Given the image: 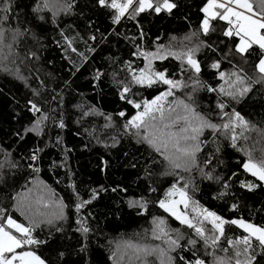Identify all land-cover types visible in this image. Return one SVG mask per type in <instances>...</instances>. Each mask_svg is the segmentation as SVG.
Instances as JSON below:
<instances>
[{
    "label": "trees",
    "instance_id": "1",
    "mask_svg": "<svg viewBox=\"0 0 264 264\" xmlns=\"http://www.w3.org/2000/svg\"><path fill=\"white\" fill-rule=\"evenodd\" d=\"M61 2L71 4L70 11L43 8V0H13L3 24V42L8 38L7 44L13 46L12 51L0 48L3 216L10 215L26 227L30 222L39 224L33 236L46 243L32 248L47 264H124L128 259L123 257L135 241L144 242L140 244L144 248L167 250L166 238L153 236L159 219L166 222L172 239L180 236V247L168 252L170 264H189L197 258L213 264L217 256L234 264L227 240L241 239L247 235L244 229L226 224L225 236L213 249L194 229L161 208L159 201L166 199L182 176L177 186L187 184L189 196L203 208L225 220L243 218L264 226V182L243 168L246 151L256 160L264 154V74L256 69L264 50L253 45L248 53H239V37L225 36L227 22L219 18L211 21V30L204 34L202 8L207 0H172L177 7L171 13L148 10L135 19L126 13L118 24L113 23L115 10L101 7L97 0ZM190 49L199 62V73L186 59L173 55L152 60L153 71L167 70V78L183 82L164 101L166 109H174L165 113L169 121L173 113L185 114L183 101L218 125L229 119L222 112L235 110L250 128L244 133L247 139L239 138L236 147L223 130L214 134L205 129L199 137L196 164L187 171L173 170L169 160L142 139L144 129L138 134L135 128L125 127L143 108L136 109L128 101L152 100L169 87L163 83L147 87L133 81V73L139 74L148 63L140 52L165 55ZM217 62L219 67L213 68ZM125 86L130 91L121 99ZM245 87L250 91L243 96L227 95ZM220 103L226 105L223 110L218 108ZM33 104L39 111L33 110ZM183 126L181 121L171 130L179 132ZM236 131L239 135L241 130ZM33 154L37 160L31 159ZM204 173L213 178L207 179ZM242 181L257 186L250 190L241 186ZM81 200L91 203L78 210ZM61 203L63 218L55 215ZM49 218L51 224L46 222ZM81 221L88 232L78 230ZM203 227L210 235L212 225L206 221ZM252 244L254 251L249 253L256 257L254 264H264L257 241L253 239ZM138 256L135 264H161L157 254Z\"/></svg>",
    "mask_w": 264,
    "mask_h": 264
},
{
    "label": "snow or ice",
    "instance_id": "2",
    "mask_svg": "<svg viewBox=\"0 0 264 264\" xmlns=\"http://www.w3.org/2000/svg\"><path fill=\"white\" fill-rule=\"evenodd\" d=\"M12 2L13 0H4V3L0 5V45L3 44L4 40L5 30L3 24L8 20V14L12 11ZM97 3L101 7L115 10V15L113 17V23L115 24L120 23L126 13H128V18L135 19L137 15L148 10H152L155 13H160L162 11L171 13L172 10L177 7V4L172 2V0H157L155 4L153 0H97ZM134 4L136 5L135 7H133ZM50 7L56 12H67L70 11L71 4H63L61 0H43V8ZM129 9H132L131 13H129ZM202 12L205 14L201 22V30L204 34H207L211 30V21L219 18L227 22L228 27L224 32L225 36L231 37L235 35L239 37L240 42L236 46V50L239 53H248L249 49H251L254 44L264 50V0H207V4L202 8ZM141 35H143V33H141ZM92 39H95V37L93 36ZM7 47L11 48V45ZM73 51H75V49H73ZM193 51L194 50L190 49L186 53L168 52L165 55H159V52H140L139 54L143 55L148 63L145 69H140L139 74L133 73V81L136 84L147 87H151L156 83H163L169 87L166 92L157 95L152 100L144 99L140 103L132 100L128 101V103L133 104L136 109H140L143 106V111H138L137 114L128 121L125 127L135 128L138 134L141 129H144L145 132L142 139L152 145L161 155H164L165 158L169 160L173 170L183 168L187 171L191 166L196 164V153L201 150L199 137L203 134L205 129H211L214 134L223 130L231 140L232 146L236 147L239 138L247 139L244 133L250 128L249 122L235 110H233L231 114L222 112V115L228 116L229 119L227 122L218 125L210 122L205 116L197 113L194 108L189 104H185L183 101H181L180 104L183 106L185 114L182 116L177 115L174 119H171L170 122H166L169 120V117H166L165 113L168 112L171 114L174 109H166L164 101L168 96L173 95V89L183 87V82L167 78V70L153 71L151 68L152 60L165 59L167 55H173L177 59H186L187 64L194 69L195 72L199 73L200 65L199 62L193 58ZM212 67L218 68L219 63H214ZM256 69L259 74H264V58L259 59ZM233 75H236V73H233ZM220 76L223 77L224 73L221 72ZM261 78L264 79V75H262ZM236 79L242 82L243 78L236 75ZM208 90L215 91V89L211 87H209ZM129 91L130 89L125 86L121 93V99H124V94ZM220 91L224 92V89L221 87ZM248 91H250V88L245 87L238 93L230 91L227 95L236 98L237 95L243 96ZM225 107L226 105L223 103L218 105V108L221 110ZM32 108L34 111H39L34 104ZM119 115L123 116L124 113L121 112ZM44 118L47 119V117ZM181 121L184 123V126L180 128L179 132L172 131L171 129ZM38 125L39 122H37V126ZM63 126L61 122L60 127ZM237 128L241 130L239 135L236 131ZM35 130L36 129H30L29 131ZM181 141L184 142V146H181ZM171 149L175 151L173 152ZM240 150L244 151V149ZM245 154L248 157L247 161L243 164L245 171L257 177L259 181L264 182V154H262L259 160L254 159L250 151H246ZM31 159L37 160L38 156L33 154ZM208 162L211 163V161ZM204 175L207 179L213 178L211 173H204ZM183 179L184 177H179V180ZM217 179L220 178L218 177ZM177 184L172 185L166 193V199L159 201V206L171 213V215L182 224L194 229L196 235L204 241L206 246L215 249L221 237L225 236L224 226L226 224H232L238 225L247 233V235L241 239L235 241L230 239L227 240V243L233 248V257L231 259L234 260V264H254L256 257L249 253V250L253 249V239L257 241L256 247L264 253V226L248 222L243 218L225 220L215 212L200 206L199 201L193 200L187 191V184L182 188L177 187ZM241 186L251 190L257 185L251 183L245 184L242 181ZM225 188H227V184H225ZM113 191H115V189H113ZM96 195V191L93 190L92 198L95 199ZM173 195H177L178 199H171ZM90 203L91 200H81L76 207L79 210ZM131 203L135 205L138 204L139 201H132ZM181 205L184 211L179 210ZM45 206L47 207V205ZM190 206L191 212L195 214L191 217L188 214ZM64 207L62 203L59 204L60 212L55 214L59 218H63ZM236 207L237 205H232L233 209ZM3 213L4 210L0 209V264H46V261L32 248V246L38 247L46 243V241L39 240L33 236V232L39 224L30 222L29 226L26 227L24 224L13 220L10 215L5 218ZM206 221L212 225L210 235L205 234L203 224ZM46 222L51 224L53 220L49 218ZM80 223L81 228L78 230L85 233L88 232L89 229L84 226L83 222L81 221ZM12 229H14L17 234H13ZM153 236L157 240L166 238L168 249L166 250L159 246L151 249L147 247H137L136 253H143L145 256L157 254L161 264H170L172 257L168 255V252L180 247L179 234L176 239H172L167 230L166 222L159 219L155 222ZM190 243L195 244L196 241L192 240ZM241 246H243L242 250ZM129 247L132 246L129 245ZM223 251L227 252L228 249H223ZM242 256L244 257L243 260L241 259ZM189 264H205V261L197 258L189 262ZM213 264H231V260H226L224 257L217 256L214 258Z\"/></svg>",
    "mask_w": 264,
    "mask_h": 264
},
{
    "label": "rangeland",
    "instance_id": "3",
    "mask_svg": "<svg viewBox=\"0 0 264 264\" xmlns=\"http://www.w3.org/2000/svg\"><path fill=\"white\" fill-rule=\"evenodd\" d=\"M7 42H8V38L7 39H5V42H3V44L2 45H0V48H1V46L2 47H4V48H9V47H7L8 46V44H7ZM240 42V41H239ZM255 45V44H254ZM10 50V49H9ZM13 50V46L11 45V51ZM9 53V51L7 50V52H6V54H8ZM0 55H2V53H1V50H0ZM264 58V57H263ZM4 60H5V58H4ZM2 63V61H0V64ZM10 69H11V67H10ZM12 71L13 72H15V74L13 73V75H15L16 76V71H15V69H12ZM19 74L17 73V76H18ZM16 76V77H17ZM142 111H143V108H142ZM141 111V112H142ZM177 116V114H172V117H171V119H174L175 117ZM168 122H170L169 120H168ZM181 146H184V142L183 141H181ZM172 151H175L174 149H171ZM177 187H179V186H177ZM181 188V187H180ZM171 199H178V196L177 195H173L172 197H171ZM166 202H167V200H166ZM180 211H184V209H183V206L181 205L180 206V209H179ZM188 214H189V216L191 217V216H194L195 214L194 213H192L191 212V208H189V210H188ZM13 220H15V219H13ZM16 221V220H15ZM16 222H18V221H16ZM18 223H20V222H18ZM194 223H195V221H194ZM12 231H13V234H17V233H15V230L14 229H12ZM140 244H145L144 242H141V241H135V242H131L130 243V245L132 246V247H129L128 248V250H127V252H126V254H125V256L123 257L124 259L125 258H127L128 260L127 261H124V264H126V263H128V264H135L136 263V260H137V256H138V254L136 253V248L137 247H139V248H144V247H142ZM33 250H35V249H33ZM36 251V250H35ZM37 254L39 255V253L37 252ZM43 258V257H42ZM44 259V258H43ZM45 260V259H44ZM46 261V260H45ZM46 264H47V262H46Z\"/></svg>",
    "mask_w": 264,
    "mask_h": 264
}]
</instances>
